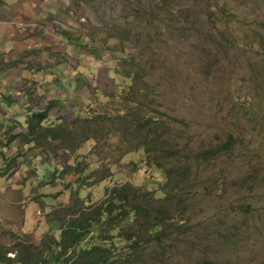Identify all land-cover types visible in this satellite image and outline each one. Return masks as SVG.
Masks as SVG:
<instances>
[{"label": "rangeland", "instance_id": "374dc122", "mask_svg": "<svg viewBox=\"0 0 264 264\" xmlns=\"http://www.w3.org/2000/svg\"><path fill=\"white\" fill-rule=\"evenodd\" d=\"M65 8L68 20L50 22L33 49L34 84H20L33 97L19 99L13 114L0 109V143L13 146L3 153L0 145V245L45 248L60 237V224L51 221L57 210L76 205L78 196L94 204L123 183L165 196V173L131 147L141 135L137 123L116 130L109 120V110L128 106L118 94L129 92L138 72L148 83L144 104L178 126H166L177 135L166 148L183 158L224 150L191 169L196 180L190 178L194 195L186 197L185 215L191 230L173 235L171 260L264 264V47L251 48L264 46V0H72ZM49 107L55 110L45 127L52 131L36 128L37 144L22 136L14 151L11 135L28 125L19 119ZM80 160L92 170L82 189L71 172ZM164 165L180 169L181 161Z\"/></svg>", "mask_w": 264, "mask_h": 264}, {"label": "trees", "instance_id": "16d2710c", "mask_svg": "<svg viewBox=\"0 0 264 264\" xmlns=\"http://www.w3.org/2000/svg\"><path fill=\"white\" fill-rule=\"evenodd\" d=\"M263 47L262 44H257L252 49L261 50ZM147 85L141 74H134L129 92L118 94L123 96L121 99L128 102V106H124L122 112L109 110L112 114L109 120L116 122V130L124 129V122L129 121V125L137 123L136 129L141 135L136 136L131 147L135 145L138 150L143 149L147 155L146 164L166 173L168 181L165 189L169 190L165 192V196L157 199L155 191L144 190L130 183L107 188L106 196L94 204L78 196L79 202L76 205L73 203L62 208L63 216H59L62 221L60 239H52L42 249L24 245L18 251L14 246V258L8 256L14 250H4L5 247L0 245V264H174L171 259L176 254L171 250L178 238L172 237L191 230L185 219L188 213L186 197L189 195L184 188L188 185L187 171L164 167V160L173 158L181 161L183 156L179 151L166 148L175 130L168 132L163 112L144 104V100L150 98ZM33 117L36 125H39L46 121L47 114L43 112L34 114ZM207 152L199 154L198 162L207 155V161L210 160L209 155L214 159L217 157L216 152ZM80 161L85 167H89L85 160ZM193 162H196L195 156L187 159L185 168L190 167ZM75 165L71 166L75 170L71 172H78L79 165ZM80 169L82 171L81 167ZM81 178L84 181L89 177ZM82 181L77 182L80 189L85 185L80 183ZM79 204L82 206L78 207ZM200 264L212 263L210 260H200Z\"/></svg>", "mask_w": 264, "mask_h": 264}, {"label": "crops", "instance_id": "0c3cea01", "mask_svg": "<svg viewBox=\"0 0 264 264\" xmlns=\"http://www.w3.org/2000/svg\"><path fill=\"white\" fill-rule=\"evenodd\" d=\"M71 3L72 0H0V105H10L7 112H15L19 99L33 97L30 90H20L21 83L27 81L31 86L35 82L37 52L33 49L41 46L50 22L67 19L65 7Z\"/></svg>", "mask_w": 264, "mask_h": 264}, {"label": "clouds", "instance_id": "9594fccd", "mask_svg": "<svg viewBox=\"0 0 264 264\" xmlns=\"http://www.w3.org/2000/svg\"><path fill=\"white\" fill-rule=\"evenodd\" d=\"M257 44H259V43H257ZM256 44V45H257ZM251 46V45H250ZM254 46H252L251 48H253ZM52 103V104H51ZM58 102H56V100H53V101H51L50 103H49V105H51L53 108H55L56 106V104H57ZM4 106H6L7 107V110H8V108H9V106L10 105H7V104H3ZM23 107V106H22ZM52 107H49V108H46L44 111L42 110V111H40V112H30V111H28V113L27 114H24L23 115V119H19L20 121H23V122H27V124L28 125H26V128L25 127H22V129H24V133L23 132H21V133H18L17 135H15V134H13V135H11L12 137L10 138V140L11 141H13V143L14 142H16V144H15V146H17V149H14V151L15 150H18L20 147H21V145H23L22 144V141L20 140V137H22V136H24V137H29V142H25V141H23L24 143H30V142H35L36 144H37V142L35 141V140H31V138L32 137H34V138H36L37 137V135H35L34 134V130L36 129V128H38V129H40L41 131L42 130H44L45 132H50V131H52V129H53V127L52 126H50L49 128H47V127H45V126H47L46 125V123H48V113L50 112H52L53 110H55V109H57V107L55 108V109H52ZM0 109H3V106H2V104L0 105ZM7 110H5L4 109V114L5 113H7ZM14 110H15V108H14ZM161 111V110H160ZM43 112H46V114H47V119H46V121H44L43 123H40L39 125H36V121H34L33 119H34V117H33V115L34 114H40V113H43ZM161 112H163V111H161ZM12 113V111H10V112H8V115L9 114H11ZM32 113V114H31ZM164 114H165V116H166V126L167 127H170V128H177L178 126L177 125H175V123H174V120H173V118L171 117V116H169V115H167L165 112H163ZM49 117H50V115H49ZM19 118V117H18ZM18 118H13L14 120V122L15 123H18V125L16 126V124L14 125V126H16L17 127V129L20 131V122H18L19 120H17L16 121V119H18ZM2 119H3V116H0V120L2 121ZM3 126V124L0 122V130L2 129L1 127ZM70 126H72V125H70ZM44 127V128H43ZM26 130H28V131H26ZM30 130H31V132H30ZM168 132H169V130H168ZM61 135V134H60ZM59 135H56V134H54V137H58ZM174 137H176L177 135H173ZM13 137H14V140H13ZM17 137V138H16ZM51 137V136H50ZM172 137V136H171ZM171 137H170V139H171ZM38 138V137H37ZM89 140H95V135H93V136H90L88 139H87V141H89ZM0 145L2 146V147H5V148H2L1 149V152H3L4 153V151H7V149H10L11 151H13V146H12V144H7V145H5L4 143H0ZM80 148V147H79ZM81 149V148H80ZM185 151H187V150H185ZM207 151H214V152H216L215 154L217 155V157L216 158H218L219 156H220V154L221 153H223L224 152V150L221 148V147H219V148H217V147H215V149H211V150H207ZM201 152V153H197L196 155H195V159H196V162L195 163H198V160H199V154H204V153H208V152ZM180 152V151H179ZM14 153V152H13ZM91 156H96V154L94 153V152H92L91 153ZM210 157H212L211 155H209ZM191 157H193V156H191ZM191 157H187V158H183V160H181V167L180 168H182V169H186V171H187V180H188V185L187 186H185L184 188H185V192L187 193V194H189V195H191L192 194V192H194V186L195 185H191L192 184V182H193V180L192 179H190L191 177H193V178H195V180H196V175H194V174H192V172H191V169H192V167L195 165V163L193 162L192 163V165L190 166V167H188V168H185V166H186V164H187V159H189V158H191ZM213 158V157H212ZM207 159H208V155L206 156V158L203 160V163H206V162H209V161H207ZM167 160H173V158H169V159H167ZM21 162H19L17 165L20 167V164ZM82 163H80L79 164V170H78V172H75V173H77L78 175H79V179L77 180V182L78 181H82V176H87V177H89L90 176V172L92 171H90V167H85L84 166V163L81 165ZM80 167L82 168V171H81V169H80ZM84 167H85V169H84ZM165 167V166H164ZM165 168H167V167H165ZM16 169H17V167H16ZM68 169V167L67 168H65L64 167V169H63V171L62 172H64V173H66V171H64V170H67ZM158 169V168H157ZM167 169H170V168H167ZM159 170V169H158ZM159 171H161V170H159ZM162 172L163 173H165L163 170H162ZM95 173H97V172H95ZM166 174V173H165ZM56 175H59V173L57 174V172H56ZM167 177V176H166ZM91 179V177H89L87 180H84V181H89ZM167 181H168V177H167ZM76 182V183H77ZM83 182V181H82ZM82 182H80L81 184H82ZM78 184V183H77ZM85 184V183H84ZM79 185V184H78ZM80 186V185H79ZM118 186V185H117ZM113 187H115V186H113ZM83 188V187H82ZM110 188V187H109ZM69 189V188H68ZM39 195H41V194H39ZM194 194H192L191 195V197L190 198H192V196H193ZM80 198H81V196H80ZM104 198V197H103ZM102 198V199H103ZM89 200V198H85V197H83V199L82 200ZM101 199V200H102ZM101 200H99V201H101ZM98 201V202H99ZM34 202V201H33ZM98 202H96V203H98ZM74 203V202H73ZM72 203V204H73ZM84 203V202H83ZM68 206H71V205H68ZM82 206V204L80 205L79 204V206L78 207H81ZM64 207H66V206H63V207H61V208H59L58 210H57V212H58V214H59V216H63V214H61V213H63V211H62V208H64ZM60 212V213H59ZM59 216H57V218H55V219H53V220H51L52 222L53 221H55V222H58V224H60V222H62L60 219H59ZM51 222V223H52ZM58 231H59V235L61 236V227L59 226V228H58ZM54 239H57L56 237L54 238ZM58 239H60V237L58 238ZM15 246V245H14ZM12 250H14V249H12ZM15 251V250H14ZM10 255H12V256H10ZM14 255V256H13ZM8 256L9 257H11V258H14L15 256H16V254H15V252H11V253H9L8 254ZM211 261V260H210Z\"/></svg>", "mask_w": 264, "mask_h": 264}]
</instances>
